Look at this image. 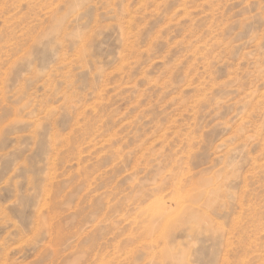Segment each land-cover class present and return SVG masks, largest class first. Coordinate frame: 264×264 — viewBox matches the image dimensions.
Returning <instances> with one entry per match:
<instances>
[{
    "label": "rangeland",
    "instance_id": "obj_1",
    "mask_svg": "<svg viewBox=\"0 0 264 264\" xmlns=\"http://www.w3.org/2000/svg\"><path fill=\"white\" fill-rule=\"evenodd\" d=\"M0 264H264V0H0Z\"/></svg>",
    "mask_w": 264,
    "mask_h": 264
},
{
    "label": "bare ground",
    "instance_id": "obj_2",
    "mask_svg": "<svg viewBox=\"0 0 264 264\" xmlns=\"http://www.w3.org/2000/svg\"><path fill=\"white\" fill-rule=\"evenodd\" d=\"M178 204H180V203H178Z\"/></svg>",
    "mask_w": 264,
    "mask_h": 264
}]
</instances>
